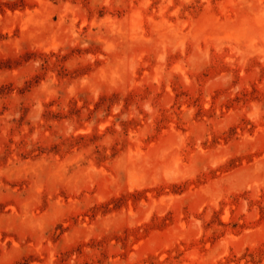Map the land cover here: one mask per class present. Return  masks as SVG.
<instances>
[{"label": "rangeland", "instance_id": "obj_1", "mask_svg": "<svg viewBox=\"0 0 264 264\" xmlns=\"http://www.w3.org/2000/svg\"><path fill=\"white\" fill-rule=\"evenodd\" d=\"M0 264H264V0H0Z\"/></svg>", "mask_w": 264, "mask_h": 264}]
</instances>
